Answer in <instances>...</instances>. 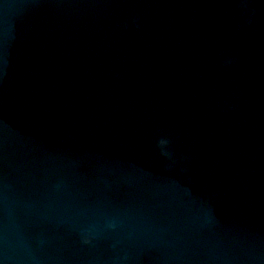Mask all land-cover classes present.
Returning a JSON list of instances; mask_svg holds the SVG:
<instances>
[{
    "label": "water",
    "instance_id": "obj_1",
    "mask_svg": "<svg viewBox=\"0 0 264 264\" xmlns=\"http://www.w3.org/2000/svg\"><path fill=\"white\" fill-rule=\"evenodd\" d=\"M152 1L0 0V264H264V0Z\"/></svg>",
    "mask_w": 264,
    "mask_h": 264
},
{
    "label": "clouds",
    "instance_id": "obj_2",
    "mask_svg": "<svg viewBox=\"0 0 264 264\" xmlns=\"http://www.w3.org/2000/svg\"><path fill=\"white\" fill-rule=\"evenodd\" d=\"M247 5L246 4H241L240 7L241 8H245ZM233 61H228L227 63L228 64H231ZM163 143V142H162ZM91 240H92V237H91V233H86L84 234V239H83V242L85 244H90L91 243Z\"/></svg>",
    "mask_w": 264,
    "mask_h": 264
}]
</instances>
